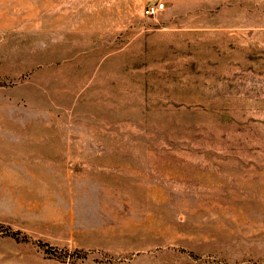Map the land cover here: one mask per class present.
<instances>
[{
    "label": "rangeland",
    "instance_id": "1",
    "mask_svg": "<svg viewBox=\"0 0 264 264\" xmlns=\"http://www.w3.org/2000/svg\"><path fill=\"white\" fill-rule=\"evenodd\" d=\"M0 264H264V0H0Z\"/></svg>",
    "mask_w": 264,
    "mask_h": 264
},
{
    "label": "built area",
    "instance_id": "2",
    "mask_svg": "<svg viewBox=\"0 0 264 264\" xmlns=\"http://www.w3.org/2000/svg\"><path fill=\"white\" fill-rule=\"evenodd\" d=\"M163 9V3L162 2H151L147 5H145L142 9V15L149 17L157 14Z\"/></svg>",
    "mask_w": 264,
    "mask_h": 264
}]
</instances>
